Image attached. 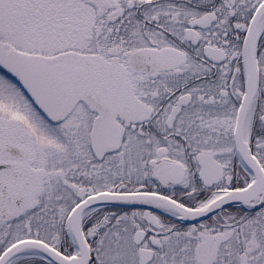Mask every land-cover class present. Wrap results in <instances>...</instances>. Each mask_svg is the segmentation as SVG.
I'll return each mask as SVG.
<instances>
[{
	"label": "snow or ice",
	"instance_id": "snow-or-ice-1",
	"mask_svg": "<svg viewBox=\"0 0 264 264\" xmlns=\"http://www.w3.org/2000/svg\"><path fill=\"white\" fill-rule=\"evenodd\" d=\"M0 264H264V0H0Z\"/></svg>",
	"mask_w": 264,
	"mask_h": 264
}]
</instances>
